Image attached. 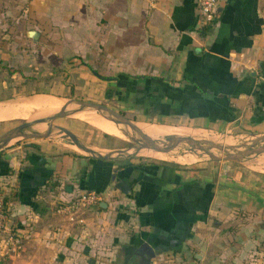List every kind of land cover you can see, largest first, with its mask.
<instances>
[{
    "label": "crops",
    "instance_id": "obj_1",
    "mask_svg": "<svg viewBox=\"0 0 264 264\" xmlns=\"http://www.w3.org/2000/svg\"><path fill=\"white\" fill-rule=\"evenodd\" d=\"M49 67H69L70 84ZM59 90L113 99L138 125L264 137V0H218L209 24L198 0H0V133L38 99L54 111ZM39 138L0 146L6 226L20 237L11 250L0 234V264H264L263 172ZM86 190L99 199L58 209Z\"/></svg>",
    "mask_w": 264,
    "mask_h": 264
},
{
    "label": "rangeland",
    "instance_id": "obj_2",
    "mask_svg": "<svg viewBox=\"0 0 264 264\" xmlns=\"http://www.w3.org/2000/svg\"><path fill=\"white\" fill-rule=\"evenodd\" d=\"M68 69H69V67H65V68L49 67V68H46V72H48V70H49L50 72H52L54 74V73H57L58 71H60V73H59L60 75L56 74V78H58V80L62 81L63 79L66 80V77H67L66 75L68 73L67 72ZM66 83H67L66 85L70 84L67 80H66ZM67 87L68 88L70 87L72 89V83L70 86H67ZM67 87H66V89H67ZM59 94L64 96L65 99L70 98V97H74L73 91L67 92L64 90H59ZM44 99H46V98H44ZM85 100L103 103V104L109 106L110 108H112L113 110L122 112L124 115H126L127 117H129L130 119H132L134 121H135V119L142 116V115H135V113H133V111L128 110L126 106H123L122 104H119L118 102L113 101V99H104V98L93 99L92 98V99H85ZM65 101L66 100H64V102ZM33 106H35V105L33 104ZM76 107H77L76 104H69L67 107L68 112L66 114H64L63 116L55 118L52 121L51 132H50L49 136L44 137L46 140H48V141L53 140L54 142H59L62 144L61 146H64L65 148H68V149L74 148L78 152L84 153L83 150L79 149L78 147H76L73 144L70 145V143L65 141V139L60 138L59 134H61L62 131H60L56 127V125H60V126L67 128L68 130H70L77 137V139L79 140V142L81 144L93 149L94 151L101 152V153H104V152H107L110 150H115V149L116 150L122 149L123 153L126 154L124 156L141 157V158H154V159H162V160L167 159V160H172V161L176 160V161H179V162L184 163V164H193L194 162H200V161H204V160H214V159L209 158V156L206 153H204L203 151L196 149L193 146H190L189 144H187L185 142L178 143L177 145H175V147H173L169 151L165 152L164 154H161L162 156L160 154L156 155V154H154V152H156V151L153 149L143 148V147L138 148V145L140 143L138 134L132 132V133H134V135L124 136V137H119V136L111 135V134H105L102 130L97 129L96 127H94V126L90 125L88 122H86L84 117L80 116L82 113H87L89 115H93L95 117L101 118V117H103L101 115V112L94 111L92 109H83V112L69 111V110L76 108ZM47 110H49V109L44 108V107H40V106L24 109L23 113L21 115L22 117H18V118H15L13 120H10V121L6 122L5 124H3L4 126L3 125L2 126H3V128H8L10 126H13L15 124L20 123L22 120L34 118L36 116H42L41 114H43ZM52 112H54V111H52ZM103 118L106 120H109L105 117H103ZM109 121H111V120H109ZM136 122H142V121H136ZM148 123L151 124L150 122H148ZM176 125H169L166 127H180V128H184V129H190V128H187L184 126H179V123ZM45 126H46V122H35L29 126V129L42 131V130H44ZM122 127L128 132L131 131L128 127L126 128L123 125H122ZM141 130H143V129L141 128ZM190 131H195L196 133L203 134V136H204L203 138L212 139L214 137V141L227 146V150H230V151L245 149V148H249L251 146L264 144V138L263 137H257L256 135H251V134H249V132H238V131H235V132H232V131L216 132V131H212V130L195 129V128L190 129ZM147 135H149V134H147ZM57 136H58V138H57ZM149 136L152 137L151 135H149ZM164 136H161L160 138L164 139ZM215 137H217V138H215ZM56 138L59 141H57ZM154 138H158V137L154 136ZM218 138H221V140H219ZM54 139H56V140H54ZM17 140H19V141H32V140H42V139H40L39 137H29V138L19 137V139H17ZM12 141H14V139ZM206 147H207V149H209V151L213 152L216 155H222L223 154L222 150L216 149L214 147H210L208 145H206ZM188 158L191 160H189ZM218 160L220 161L222 159H218ZM227 162H234L236 164L243 166L244 168L258 170V171H261L264 173V150L257 153V154H250V155H248V156H246L243 159L238 160V161L228 160Z\"/></svg>",
    "mask_w": 264,
    "mask_h": 264
},
{
    "label": "water",
    "instance_id": "obj_3",
    "mask_svg": "<svg viewBox=\"0 0 264 264\" xmlns=\"http://www.w3.org/2000/svg\"><path fill=\"white\" fill-rule=\"evenodd\" d=\"M34 30H29V34H33ZM69 104H76L77 107L75 109H92L94 111L101 112V115L109 120H111L115 124H121L128 127L131 131L135 132L139 135L140 143L138 145V148H150L153 150L161 151V152H167L175 145L181 142H185L189 144L190 146H193L196 149H199L206 153L209 158L218 160H234L238 161L243 159L244 157L250 155V154H257L264 150V144H259L256 146H251L249 148L240 149V150H234L230 151L227 150V146L218 143L216 141H213L208 138H198L194 137L190 134H168L164 136V139L161 138H152L149 135H147L141 128L135 123L134 120L130 119L126 115H124L122 112L113 110L109 106L94 102L90 100H84L80 98L70 97L67 98V100L54 112H51L49 114H45L42 116H36L34 118L25 119L22 120L20 123L15 124L8 129L4 130L0 133V146L6 144L7 142L19 139V137L23 138H29V137H47L49 136L51 132L52 127V121L60 116H63L68 112V105ZM70 111V110H69ZM35 122H46V126L44 130L38 131V130H31L29 129V126L32 123ZM56 127L62 131L60 134V137L65 139L70 144L75 145L79 149L83 150L84 153L90 154L93 156H99V157H110V156H124L126 155L123 153L122 149H115L110 150L104 153H100L97 151H94L93 149L81 144L77 137L67 128L56 125ZM263 137V136H260ZM264 138V137H263ZM206 145L210 147H214L216 149L222 150V155H216L213 152L209 151L207 149Z\"/></svg>",
    "mask_w": 264,
    "mask_h": 264
},
{
    "label": "built area",
    "instance_id": "obj_4",
    "mask_svg": "<svg viewBox=\"0 0 264 264\" xmlns=\"http://www.w3.org/2000/svg\"><path fill=\"white\" fill-rule=\"evenodd\" d=\"M218 0H198V18L201 24H209L214 20ZM99 199L97 192L86 190L76 194L70 200L58 205L59 210L69 211L79 205H86L96 202ZM0 234L5 248L15 250L20 246V237L16 231H12L6 226V208L2 198H0Z\"/></svg>",
    "mask_w": 264,
    "mask_h": 264
},
{
    "label": "bare ground",
    "instance_id": "obj_5",
    "mask_svg": "<svg viewBox=\"0 0 264 264\" xmlns=\"http://www.w3.org/2000/svg\"><path fill=\"white\" fill-rule=\"evenodd\" d=\"M57 103H58V101H56V100H50V99H47V98L46 99H38L37 101H34L33 104L35 106H33V107L40 106V107H44V108H47V109L50 110V108H52L53 106H55ZM62 104H60L58 107H56L55 110H57ZM70 111L83 112V109L82 110L81 109L77 110V109L73 108ZM44 114H46V112H44L41 115H44ZM80 116L84 117L85 121L88 122L90 125L96 127L97 129L102 130L105 133L111 134V135H116V136H119V137H124V136L134 135V133H135V132L132 133L133 131H129L128 132V131H126L122 127V125L115 124V123H113V122H111L109 120L104 119L103 117L98 118V117H95L93 115H89L87 113H82ZM138 126L140 128H142L144 130V132H146V134L151 135L153 138H154V136L152 134H155L159 138L161 136L168 135V134H190V135H192L194 137H198V138H203L204 137L203 134L188 132V131H186L184 129L166 128L165 126L164 127H159V126H155V125H149L147 123L146 124H139ZM57 138H58V136H57ZM56 139H54V140H56ZM211 140L214 141V137ZM57 141H59V140L57 139ZM155 151L156 152H154V154H156V155H159V154L161 155V154H164L165 153V152H161V151H157V150H155ZM189 160H191V159H189Z\"/></svg>",
    "mask_w": 264,
    "mask_h": 264
},
{
    "label": "trees",
    "instance_id": "obj_6",
    "mask_svg": "<svg viewBox=\"0 0 264 264\" xmlns=\"http://www.w3.org/2000/svg\"><path fill=\"white\" fill-rule=\"evenodd\" d=\"M102 77V76H101ZM132 77H140V76H132ZM127 164H129V162L128 161H123V162H121V166H124V165H127Z\"/></svg>",
    "mask_w": 264,
    "mask_h": 264
}]
</instances>
